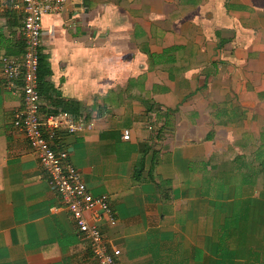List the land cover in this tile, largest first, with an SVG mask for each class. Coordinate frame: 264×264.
I'll list each match as a JSON object with an SVG mask.
<instances>
[{
  "label": "crops",
  "instance_id": "obj_1",
  "mask_svg": "<svg viewBox=\"0 0 264 264\" xmlns=\"http://www.w3.org/2000/svg\"><path fill=\"white\" fill-rule=\"evenodd\" d=\"M22 18L0 13V264H97L13 125ZM40 56L41 115L83 123L56 148L108 196L120 264H264V0H67Z\"/></svg>",
  "mask_w": 264,
  "mask_h": 264
},
{
  "label": "built area",
  "instance_id": "obj_2",
  "mask_svg": "<svg viewBox=\"0 0 264 264\" xmlns=\"http://www.w3.org/2000/svg\"><path fill=\"white\" fill-rule=\"evenodd\" d=\"M66 1L0 0V13L11 10L23 14L21 30L24 39L19 59L9 56L2 58L3 85L7 88L20 86L23 105L14 111L13 125L26 135L48 176L49 184L60 194L79 232L88 238L97 264H120L121 250L108 242L103 229L96 223L105 218L110 226L117 225V216L108 196L95 197L70 162L68 152L56 148L60 130L74 134L83 129V123L64 111L41 115L38 88L43 18L59 13ZM123 139H130L129 131H125ZM87 213L93 214L92 220H89Z\"/></svg>",
  "mask_w": 264,
  "mask_h": 264
},
{
  "label": "trees",
  "instance_id": "obj_3",
  "mask_svg": "<svg viewBox=\"0 0 264 264\" xmlns=\"http://www.w3.org/2000/svg\"><path fill=\"white\" fill-rule=\"evenodd\" d=\"M43 61H42V57L40 56V67H39V85L42 82V70H43Z\"/></svg>",
  "mask_w": 264,
  "mask_h": 264
}]
</instances>
